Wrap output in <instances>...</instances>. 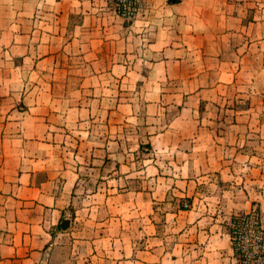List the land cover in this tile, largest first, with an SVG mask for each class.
<instances>
[{"label": "crops", "instance_id": "1", "mask_svg": "<svg viewBox=\"0 0 264 264\" xmlns=\"http://www.w3.org/2000/svg\"><path fill=\"white\" fill-rule=\"evenodd\" d=\"M147 4L0 0V264L172 262L181 199L264 197V0Z\"/></svg>", "mask_w": 264, "mask_h": 264}, {"label": "rangeland", "instance_id": "2", "mask_svg": "<svg viewBox=\"0 0 264 264\" xmlns=\"http://www.w3.org/2000/svg\"><path fill=\"white\" fill-rule=\"evenodd\" d=\"M114 0H109L110 4L113 6V10L115 9V4L113 2ZM150 9V6L147 4V0L143 3V8L139 11V14L144 13L146 10ZM117 12V11H116ZM135 15L134 17H136ZM126 20H132L133 18H126L122 16ZM79 75V74H77ZM185 91H190L192 88L189 85L183 86ZM128 92H134L136 93V89L132 87H126ZM167 88V87H166ZM90 92V91H88ZM171 92V91H170ZM134 96V95H133ZM84 109H89L90 104L89 102L83 103ZM115 102L108 103V105H114ZM85 116V114H84ZM249 188L254 187L255 192L260 189L264 190V182H258L255 184H248ZM219 187H222V185H219L216 183L213 185V188L211 191H203L207 192L205 194V197H198L196 198H183L179 201L180 205L177 207V209H185L187 211H182L176 218L179 219V221L176 222V227H174L177 230H171V232H168L167 234L171 235L165 239L163 242L164 251H169L171 254L174 253V261L172 262H164L162 264H242L240 262V259L238 258V255H236V252L233 248V241L230 236V227H231V220L234 216L237 215H244L252 211H259L262 214L263 222H264V197L257 194L258 196L254 198L255 194H252L251 196H245L242 194V199L240 200L242 205L238 208L239 211L237 213H226L223 211H214V209L218 210L219 206L221 204L227 205V204H233L236 199L234 198L235 191L232 194H222L219 191ZM264 192H262L263 194ZM184 202H188L190 205L188 208H185L183 206ZM178 203V204H179ZM204 205L210 206L212 211L207 212L203 214V211L205 208ZM201 207V208H199ZM195 211L196 213H194ZM190 212V213H189ZM191 214V215H190ZM127 214L126 216H128ZM133 214H130V216ZM136 215V214H134ZM129 216V217H130ZM199 217L198 219H204L203 217H206L205 222H202L198 225V227H194L193 225L190 226V230L185 231L187 223H190L189 221L193 219V217ZM133 218V216H131ZM168 221V220H167ZM147 222H149V218H147ZM170 222V221H168ZM164 221V224L168 223ZM187 222V223H186ZM151 223H148L150 225ZM177 225L184 226V232L178 231ZM190 225V224H189ZM202 225H218L223 226L221 227V234L219 227L215 229V231H208L210 232V237L206 238L207 232H202V229L200 231V227ZM188 226V225H187ZM264 226V225H263ZM205 227V229H207ZM173 228V229H174ZM179 234H182V236L179 238H174L173 236H178ZM173 235V236H172ZM172 236V237H171ZM182 244V245H181ZM165 251V252H166ZM165 254V253H164ZM169 261V260H168ZM252 264H264V262L260 263H252Z\"/></svg>", "mask_w": 264, "mask_h": 264}, {"label": "built area", "instance_id": "3", "mask_svg": "<svg viewBox=\"0 0 264 264\" xmlns=\"http://www.w3.org/2000/svg\"><path fill=\"white\" fill-rule=\"evenodd\" d=\"M145 0H114L118 14L133 18L143 8ZM183 206L188 208V202ZM230 236L233 248L242 264L264 262V222L259 211L234 216L231 220Z\"/></svg>", "mask_w": 264, "mask_h": 264}, {"label": "water", "instance_id": "4", "mask_svg": "<svg viewBox=\"0 0 264 264\" xmlns=\"http://www.w3.org/2000/svg\"><path fill=\"white\" fill-rule=\"evenodd\" d=\"M71 220L69 218H66L62 222V228L67 229L70 227Z\"/></svg>", "mask_w": 264, "mask_h": 264}]
</instances>
